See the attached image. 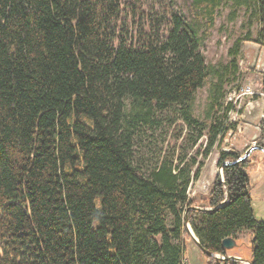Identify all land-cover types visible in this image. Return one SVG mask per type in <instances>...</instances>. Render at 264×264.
Returning <instances> with one entry per match:
<instances>
[{"label":"trees","instance_id":"obj_1","mask_svg":"<svg viewBox=\"0 0 264 264\" xmlns=\"http://www.w3.org/2000/svg\"><path fill=\"white\" fill-rule=\"evenodd\" d=\"M225 9L245 18L229 64L211 65L202 37ZM247 41L264 47V0H186L184 11L175 0H0V264H181L186 222L223 257L222 240L247 232V261L264 264L250 195L259 161L221 151L206 209L189 195L226 128V80ZM177 123L181 150L163 151ZM201 137L197 160L184 144Z\"/></svg>","mask_w":264,"mask_h":264},{"label":"rangeland","instance_id":"obj_2","mask_svg":"<svg viewBox=\"0 0 264 264\" xmlns=\"http://www.w3.org/2000/svg\"><path fill=\"white\" fill-rule=\"evenodd\" d=\"M178 8L184 11L186 0H175ZM228 9L223 10L215 19L213 27L204 31L201 43V51L205 56L208 64L217 65L229 64L231 57L228 55V49L231 47L234 40L240 35L239 26L245 15L243 9L238 12V17L235 21H230L227 18ZM256 25L252 28V38L256 34ZM228 78L225 85V105L229 104V108L225 113V130L219 141L213 146L201 169L200 176L190 188V197L194 201L195 207H204L207 205L206 199L209 194L212 182L215 176L221 174L220 167L217 165V158L221 151H237L244 154L246 150L254 149L249 153V158L253 161H259L255 169L250 172V195L254 203L253 210L257 219H264V154L259 152L257 148V139L260 133L261 126H264L261 116H264V48L258 46L252 41L244 42L241 45L240 53L237 57V65L235 69L230 67ZM212 82L209 77L202 88H200L194 101V117L201 120L204 109L208 102V89ZM250 86L253 95L242 96L238 101H235V94L241 90L243 86ZM221 112H217L216 116H220ZM164 122L167 124L166 120ZM181 123L170 127L167 133V142L163 145L165 148L173 149L174 152H180L178 146L180 142L173 147L172 134L175 128ZM188 129L182 127V134L187 135ZM194 134L195 132H192ZM205 139L201 137L196 144L189 142L184 144V150L188 156H196L197 160H202L199 154H196L197 149L202 148ZM256 146V148H255ZM220 177V176H219ZM238 243L236 247L229 251L230 255H234L247 260L250 257V238L247 232L238 234ZM190 244L193 243L192 238L186 239ZM186 250V247H185ZM196 251L198 254L194 252ZM189 249L185 252L188 264H205V256L194 249Z\"/></svg>","mask_w":264,"mask_h":264},{"label":"water","instance_id":"obj_3","mask_svg":"<svg viewBox=\"0 0 264 264\" xmlns=\"http://www.w3.org/2000/svg\"><path fill=\"white\" fill-rule=\"evenodd\" d=\"M255 148H256V146H255ZM257 148L258 149H260V150H263L264 151V149L263 148H260V147H258L257 146ZM254 149V146L252 147V148H249L248 150H246L245 152H244V154L236 161V162H240V161H242L245 157H247L248 155H249V153L252 151ZM231 162H228V161H225L224 163H223V165H226V164H230ZM220 171H222L221 170V167H220ZM219 176H221L222 177V172H221V174H219ZM221 180H222V178H221ZM229 198V194H228V191H227V189H226V194H225V200L222 202V203H224L227 199ZM193 208H198V209H206V208H199V207H193ZM186 227H187V230H188V232L190 233V235H191V237L193 238V240H194V242H195V244L197 245V247L201 250V252L203 253V254H205V255H209V256H214V257H218V258H227V259H230V260H234V261H239V262H241V263H243V264H250L247 260H244L243 258H241V257H239V256H234V255H228V256H226V257H223V256H218L217 254H215V253H212V252H209V251H207V250H205L204 248H202L201 246H200V244L198 243V240L195 238V236H194V234L192 233V231H191V229H190V227H189V225H188V223L186 222ZM252 242V241H251ZM221 245H222V247L224 248V249H226V250H231L232 248H234V247H236V241L234 240V239H232V238H224L223 240H222V242H221Z\"/></svg>","mask_w":264,"mask_h":264},{"label":"built area","instance_id":"obj_4","mask_svg":"<svg viewBox=\"0 0 264 264\" xmlns=\"http://www.w3.org/2000/svg\"><path fill=\"white\" fill-rule=\"evenodd\" d=\"M253 94H252V91L250 89V86H248V85L243 86L241 88V90L235 94V101H238V99H240L242 96L253 95ZM261 119H262V121H264V116H261ZM181 264H188V261L186 260L185 256H183V258L181 259Z\"/></svg>","mask_w":264,"mask_h":264},{"label":"crops","instance_id":"obj_5","mask_svg":"<svg viewBox=\"0 0 264 264\" xmlns=\"http://www.w3.org/2000/svg\"><path fill=\"white\" fill-rule=\"evenodd\" d=\"M264 48V47H263ZM259 152L261 153V154H263V152H262V150H260L259 149ZM197 181V180H196ZM251 203H252V207L254 206V203H253V201H251ZM258 220H263L264 221V219H258ZM192 238V237H191ZM192 240H193V238H192ZM185 247H186V250H187V253H189V249H192L193 251H194V249L195 250H197L199 253H200V255L202 256V252H201V250L197 247V245L195 244V242H194V240H193V243L192 244H190L189 243V241H185ZM234 249V248H233ZM232 250V249H231ZM195 253H196V255L198 254L196 251H194ZM237 253V252H236ZM235 252H234V256H237V254H236Z\"/></svg>","mask_w":264,"mask_h":264},{"label":"bare ground","instance_id":"obj_6","mask_svg":"<svg viewBox=\"0 0 264 264\" xmlns=\"http://www.w3.org/2000/svg\"><path fill=\"white\" fill-rule=\"evenodd\" d=\"M262 152H263V154H264V151L262 150ZM222 172V171H221ZM220 178H222L221 176H220ZM196 238V237H195ZM183 242H185V241H183ZM218 256H222V255H219V254H217Z\"/></svg>","mask_w":264,"mask_h":264}]
</instances>
